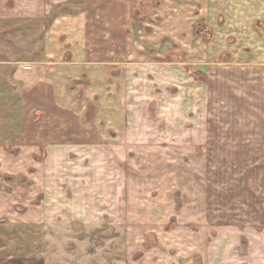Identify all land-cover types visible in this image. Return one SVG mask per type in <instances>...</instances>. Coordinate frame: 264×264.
I'll list each match as a JSON object with an SVG mask.
<instances>
[{
  "label": "rangeland",
  "instance_id": "374dc122",
  "mask_svg": "<svg viewBox=\"0 0 264 264\" xmlns=\"http://www.w3.org/2000/svg\"><path fill=\"white\" fill-rule=\"evenodd\" d=\"M23 3L0 0V121L18 96L51 98L29 84L56 17L88 15V49L105 54L46 74L69 148L13 143L0 123V163L23 167L0 168V190L43 211L20 231L27 256L264 264V0H71L39 18Z\"/></svg>",
  "mask_w": 264,
  "mask_h": 264
},
{
  "label": "crops",
  "instance_id": "0c3cea01",
  "mask_svg": "<svg viewBox=\"0 0 264 264\" xmlns=\"http://www.w3.org/2000/svg\"><path fill=\"white\" fill-rule=\"evenodd\" d=\"M70 1L71 0H24V3L21 4L20 7L23 10H21V15H19V17L39 18L46 15L48 12L50 13L53 8L59 6L60 3H68ZM109 6H111V4ZM89 25L90 18L85 13L55 18L50 32L47 35L45 44L49 68L41 70L42 81L39 79L29 84L34 85V88L39 87V85H50L52 92V94H50L51 98L45 103V100L41 97L38 101L37 99L19 98L18 96V98H16L18 107L13 106L11 110L8 108L10 104L7 105L3 103V116H1L3 119L0 121V123L4 124L2 132L3 137L10 136L12 133L19 134L20 138L13 139V143L25 145L26 140L30 139L33 140L35 145L42 144L43 147H47V151H51L52 149L64 151L69 144L75 142V140H71V135H69V133H64V131L63 133H57L52 129V127L58 125V113L61 112L60 106L58 105L57 92L55 91L56 86L59 85V80L56 78L49 80L46 74L52 72L56 76L58 73L57 66L64 65V63L67 66L84 65L93 62L94 57L100 58L101 55L105 56V54L100 53L101 51L104 53L101 49H97V54H93L95 50L91 51L88 49V41L90 38L88 32ZM55 61L64 63H54ZM19 72L22 73L23 71L19 69ZM10 92L14 95L16 91L11 90ZM44 103L45 105H42ZM7 114L9 116H7ZM37 115L42 116L39 121L35 119ZM11 119L20 120V127L17 130L10 129ZM35 123L39 127L33 129ZM62 123L68 128L66 120ZM13 131H15V133ZM21 167V163H13V166L0 163L3 174H18L17 172H20ZM69 167L71 166L69 165ZM74 168L75 166L73 169ZM97 168L100 169L99 167ZM1 179L5 180L6 176L0 177V180ZM34 179H36V177H34ZM29 198L35 199L36 195L35 197L26 198L24 194L7 192L6 188L2 191L0 190V264H43V258L39 254L38 257L35 253L34 255L27 256V251L21 248L24 244V240L23 244H21L20 231L25 232V227L28 222H34L33 224L36 225L42 221L41 218L39 220L36 219L37 215L40 217L42 215L43 211L41 208L34 207L26 209L24 207ZM27 210H29V212H27Z\"/></svg>",
  "mask_w": 264,
  "mask_h": 264
}]
</instances>
